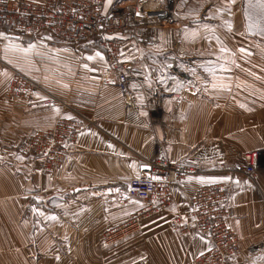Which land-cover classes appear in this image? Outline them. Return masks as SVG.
I'll return each mask as SVG.
<instances>
[{
    "label": "crops",
    "instance_id": "0c3cea01",
    "mask_svg": "<svg viewBox=\"0 0 264 264\" xmlns=\"http://www.w3.org/2000/svg\"><path fill=\"white\" fill-rule=\"evenodd\" d=\"M134 1L112 0L106 10ZM257 2L174 0V18L154 21L166 28L137 24L119 34L135 78L126 94L104 83L97 39L46 47L65 69L35 77L44 89L38 100L57 97L67 105L59 113L10 98L11 73L0 64V264H194L209 243L172 220L187 215L194 190L219 184L231 190L228 224L241 239L230 264H264V158L253 178L235 172L247 153L264 151V18L250 7ZM10 41L2 32L0 49ZM60 117L84 129L60 169L47 173L25 144ZM157 147L199 173L174 187L167 214L148 217L126 190Z\"/></svg>",
    "mask_w": 264,
    "mask_h": 264
},
{
    "label": "built area",
    "instance_id": "2783aa9c",
    "mask_svg": "<svg viewBox=\"0 0 264 264\" xmlns=\"http://www.w3.org/2000/svg\"><path fill=\"white\" fill-rule=\"evenodd\" d=\"M173 7L174 0H135L131 6L116 5L110 10H106L105 0H0V29L14 36L52 37L66 45L97 39L107 59L104 83L126 94L135 78L129 63L122 59L129 41L118 35L137 24L162 26L154 21L173 19ZM43 91L41 85L21 74L7 86L8 96L29 108L37 104L67 108L65 102L51 95L38 100ZM191 91L198 93L196 87ZM83 129L71 119L60 117L48 130L31 136L25 144L26 151L43 162L45 172L53 173L63 165L67 145ZM155 154L139 165L138 176L130 179L126 190L127 198L144 203L143 211L148 217L167 214L174 200V187L199 173L184 161L172 162L163 157L161 147ZM263 158L262 150L249 152L245 165L238 166L235 172L245 179L253 178L261 169ZM231 200L232 193L226 185L202 186L188 196L187 215L172 220L174 228L182 233L200 235L208 241L209 249L197 256L194 264H230L240 257V236L228 224L232 218Z\"/></svg>",
    "mask_w": 264,
    "mask_h": 264
},
{
    "label": "rangeland",
    "instance_id": "374dc122",
    "mask_svg": "<svg viewBox=\"0 0 264 264\" xmlns=\"http://www.w3.org/2000/svg\"><path fill=\"white\" fill-rule=\"evenodd\" d=\"M158 27H162V26H158ZM164 28L166 27L164 26ZM2 32H4V34H6V36L10 40H12L10 42L13 44V45H10L9 47L0 49V64L2 68L7 70V72L11 73L12 78H10V80L13 79L14 76L21 74L25 76L26 78L37 82L41 86H42L41 84L42 82L35 77H40L42 74L44 76L49 75L50 74L49 72H51L53 68L65 69L61 67L60 63H58V61L54 59L53 56H50V54H48L47 52L48 48L46 47L54 46V47L60 48L61 46L62 47L63 46L64 47L65 46H69V47L77 46V45H66L60 42L59 40H57L56 38H52V37L51 38H46V37L45 38H41V37L30 38V37H26L22 35L14 36L12 35L13 33L0 29V34ZM91 39H94V38H91ZM14 40L19 41V42L21 41V43L14 44L15 42ZM86 41L87 40H85V42ZM6 51L8 53H6ZM19 52H21V55L19 54ZM22 52L24 53V55H22ZM102 52L104 53V51ZM104 55L106 54L104 53ZM187 87L191 90V88L196 87V86L188 83Z\"/></svg>",
    "mask_w": 264,
    "mask_h": 264
},
{
    "label": "snow or ice",
    "instance_id": "6c2138e0",
    "mask_svg": "<svg viewBox=\"0 0 264 264\" xmlns=\"http://www.w3.org/2000/svg\"><path fill=\"white\" fill-rule=\"evenodd\" d=\"M233 2H234V0H233ZM111 3H112V0H107V3L105 4V8H107L108 5L111 4ZM250 7H259L260 12H261V16H262V18H264V0H258V2H257L256 5H251V4H250ZM137 15H139V13H137ZM229 27H231V25H229ZM254 27H256V26L253 25V24H250V25H249V29H250V30H252ZM260 31H261V32H264V28H261ZM30 47H31V46H30ZM241 51H243V49H242ZM96 55H97V56H100V53H96ZM88 59L91 60V59H93V57L90 56V57H88ZM101 59H103L102 56H101ZM85 67H86V66H85ZM54 111H56L57 113H59V109H58V108L54 109ZM69 119H71V117H69ZM201 179H203V178H201ZM237 183H238V182H237ZM51 219H55V217H51Z\"/></svg>",
    "mask_w": 264,
    "mask_h": 264
}]
</instances>
